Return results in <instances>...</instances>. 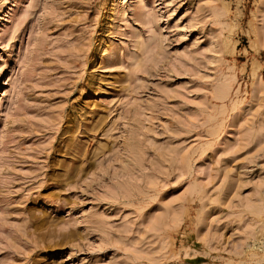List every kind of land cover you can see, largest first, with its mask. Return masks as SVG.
Instances as JSON below:
<instances>
[{
	"label": "rangeland",
	"instance_id": "374dc122",
	"mask_svg": "<svg viewBox=\"0 0 264 264\" xmlns=\"http://www.w3.org/2000/svg\"><path fill=\"white\" fill-rule=\"evenodd\" d=\"M0 264H264V0H0Z\"/></svg>",
	"mask_w": 264,
	"mask_h": 264
},
{
	"label": "bare ground",
	"instance_id": "6f19581e",
	"mask_svg": "<svg viewBox=\"0 0 264 264\" xmlns=\"http://www.w3.org/2000/svg\"><path fill=\"white\" fill-rule=\"evenodd\" d=\"M99 46H100V45H99ZM98 48H99V47H97V50H98ZM97 50H96V51H97ZM96 59H97V52H95V54L93 55V57H92V61L95 62Z\"/></svg>",
	"mask_w": 264,
	"mask_h": 264
}]
</instances>
